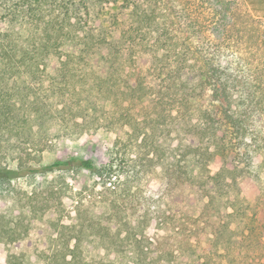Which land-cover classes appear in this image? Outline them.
Returning <instances> with one entry per match:
<instances>
[{
	"label": "rangeland",
	"instance_id": "obj_1",
	"mask_svg": "<svg viewBox=\"0 0 264 264\" xmlns=\"http://www.w3.org/2000/svg\"><path fill=\"white\" fill-rule=\"evenodd\" d=\"M139 1L156 10L175 45L184 46L191 23L198 32L195 46L220 45V63H230L235 77V123L221 115L219 147L209 158L202 109L213 110L217 103L206 93L186 117L177 116V105H167L171 101L163 97L165 85L149 73L150 55H142V47L146 95L134 89L135 77H125L122 63L117 72V65L104 66L96 59L73 63L66 81L32 80L31 87L52 112L48 121L35 126L33 144L14 151L2 142L0 168H14L19 160L38 170L70 157L102 166L114 146L125 173L118 167L121 180L107 185L98 175L75 169L0 178V264H10L11 255L22 264H51L52 256L63 264L62 258L72 255L75 264H264V1L224 0L226 6L220 0ZM27 2L35 4L0 0V28L28 33ZM85 2L87 28L112 32L117 16L120 28L136 27L122 0ZM221 12L224 21L219 20ZM65 13L72 21L62 28L72 36L73 0H45L36 17L53 20L58 29ZM61 42L72 49L73 39ZM192 143L200 150L192 149ZM199 181L202 203L196 205L191 192ZM63 182L69 186L61 199L52 186ZM114 187L120 193L113 194ZM195 207L201 217L193 212ZM175 243H182L179 257L172 254Z\"/></svg>",
	"mask_w": 264,
	"mask_h": 264
},
{
	"label": "trees",
	"instance_id": "obj_2",
	"mask_svg": "<svg viewBox=\"0 0 264 264\" xmlns=\"http://www.w3.org/2000/svg\"><path fill=\"white\" fill-rule=\"evenodd\" d=\"M43 1L34 0V6L32 2H27L24 5V8H27L24 16L32 27L29 28L28 33L22 30L23 28L21 30H16L15 27L11 30L0 28V148L2 142L9 144V149H11V145L14 146V151L20 150L23 145L33 144L36 137L35 126H40L49 120L52 108L46 100L41 99L35 88L31 87L32 80L50 77V80L56 81V79L62 78L63 81H66L71 75L73 63L86 65L96 59L99 64L104 66L115 67L117 65V72L122 69L120 67L122 63L124 66L122 72L125 77L127 79L135 77L134 89L141 90L143 95H146L148 92L143 87L142 74L144 71L140 68V59H142V55L149 53L151 60L149 73L156 75L165 85L163 97L170 99L171 102L167 105H177L175 112L177 116L186 117V114L194 108L197 99L206 93H210V97L217 103V106H213V110L202 109L203 120L201 122V127L205 132L206 153L209 158L216 156V148L218 150L219 147V126L223 120L221 115H224L230 125L236 121L232 103L235 77L230 63L226 65L220 63L219 58L222 57V53L219 44L208 42V44L195 46L198 32L196 34L195 23H191L190 36L186 42L184 41V46L175 45L171 41L172 39L168 38L171 33L169 27L166 23L161 22L162 20H158L156 10H148L141 5L139 0H122L121 3L123 9L131 10L136 27L128 30L120 28L117 16L114 18L117 27L115 26L109 33L96 31L91 26L87 28L89 8L85 0H73L76 33L71 36L62 28L63 24L67 25L72 21V16L68 13L62 16L61 21L58 19L57 22L60 24L58 29H56V22L53 20L43 22L41 16L36 17L38 10L42 9ZM147 1L152 3V0ZM220 1L223 6L228 5L224 0ZM33 17L36 19L34 20ZM225 18V12L224 14L221 12L219 20L224 21ZM42 23L43 27H41ZM224 33H222V38L226 40L228 33ZM147 35H154L152 36L154 40H151L153 39L151 36L147 39ZM63 39L66 41L73 39L71 50H66L65 46H62ZM180 45L182 46V44ZM210 45L217 50H212ZM139 47L145 51L142 55ZM127 64L131 65L129 71L125 69ZM105 80L102 79L99 85L100 90L104 89ZM220 110L222 114H219ZM172 113L170 112V114ZM136 139H139V136ZM193 147L194 143L191 148L193 149ZM114 148L113 146L109 150V162L102 166H97L92 159L70 157L66 160H56L52 164L36 170L33 168L34 165L24 166L18 160L14 168L9 169L7 164L4 168H0V173L6 175L0 178L3 181H8L11 176L15 179L32 176L38 172L45 174L58 170L75 169L96 174L103 178L104 185H107L114 178L118 181L121 180L122 174L118 173V167H122L119 171L125 173L124 165L117 163ZM198 150L200 148H196L195 151ZM0 153L3 152L0 150ZM37 158L38 156H35L32 159ZM202 185L201 182L199 185H195L196 189L191 192L192 198L196 199V205L202 203ZM68 186L63 182L58 186H52V191L62 199L68 194ZM118 190L120 189L114 187L112 193H120ZM119 196L113 198L111 204L117 203ZM194 211L196 214L198 213L196 207ZM197 216L201 217V212ZM97 225H101V223H97ZM177 243L174 244L172 254L179 257L178 255L183 250L182 243L179 244L181 248ZM186 244L190 245L191 242L187 240ZM78 245V241H76L74 248H77ZM191 246H188L189 249ZM75 260L76 256L72 255L70 258L63 257L61 261L63 264H75ZM9 261L10 264H22V261H19L14 255H11ZM50 262L59 264L60 259L52 256Z\"/></svg>",
	"mask_w": 264,
	"mask_h": 264
}]
</instances>
